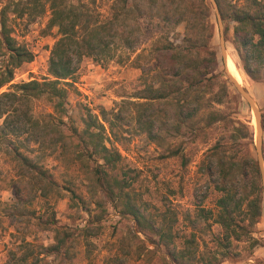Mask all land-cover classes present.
<instances>
[{
    "label": "trees",
    "instance_id": "trees-1",
    "mask_svg": "<svg viewBox=\"0 0 264 264\" xmlns=\"http://www.w3.org/2000/svg\"><path fill=\"white\" fill-rule=\"evenodd\" d=\"M103 13L96 0H20L11 11V3L0 13V90L12 83L15 72L34 60L32 51L17 44L9 26V14L39 18L49 7V29L60 35L49 61V79L30 81L0 94V159L14 165L15 178L9 183L12 191L11 234L13 241L5 264H72L77 246L78 229L59 226L55 211L38 214L27 205L49 198L59 187L45 166L48 157H55L67 171L86 176L93 198L102 194L114 206H123L134 217L139 232L150 231L158 237L157 244L167 251L173 264H220L231 256L234 242L255 241L253 228L263 216L264 191L256 158L244 154L235 165L227 166L220 151L219 184L222 193L217 201V215L202 206L196 219L205 228L216 223L221 228L215 238L219 251L200 252L197 222L188 235L180 236L175 228L178 220L162 215L160 221L148 215L132 193L124 157L118 149L127 137L115 130L118 116L110 112L94 114L87 109L81 119H74L67 109L68 89L85 57L98 61L124 60L136 54L141 62L144 88L137 104L139 132L151 141L167 138L195 140L206 136L207 130L222 122L234 123L217 110L223 101L214 87L223 76V59L214 46L215 24L209 0H110ZM222 18L233 23L234 45L244 71L257 78L264 66V0H216ZM185 25L180 41L175 30ZM70 81H72L70 83ZM225 87V88H224ZM223 92L226 86H219ZM45 101L52 113H36L35 102ZM163 107L159 115L145 119L146 105ZM235 132L242 140L254 142L246 124L237 122ZM166 135L168 137L166 138ZM181 146L170 149L173 157L182 156ZM2 156V157H1ZM0 171V175H1ZM253 175V181L250 177ZM70 178L73 176L70 175ZM66 187L71 192L70 205H85L76 192V182ZM32 191H36L32 194ZM100 206V201H95ZM87 211V209H86ZM48 212V213H47ZM210 223V221H212ZM100 228L80 230L87 247L98 236ZM52 233V243L39 241L38 234ZM180 240V242H178ZM54 258L53 261H51Z\"/></svg>",
    "mask_w": 264,
    "mask_h": 264
},
{
    "label": "rangeland",
    "instance_id": "rangeland-1",
    "mask_svg": "<svg viewBox=\"0 0 264 264\" xmlns=\"http://www.w3.org/2000/svg\"><path fill=\"white\" fill-rule=\"evenodd\" d=\"M20 0H0V13L11 3V11ZM86 1V0H85ZM103 13L108 12L110 0H96ZM211 3V1L209 0ZM243 0H239L241 4ZM212 6V4H211ZM213 8V6H212ZM213 22L215 24L214 46L222 57L221 35L218 20L213 8ZM9 26L12 37L17 44L24 46L34 54V60L24 64L15 72L14 81L0 90L3 92L15 89L17 85L30 81L43 82L49 79V61L51 52L59 40L57 29H49V7L39 18L28 16L17 17L9 14ZM222 16V15H221ZM222 29L226 40V57L232 56L238 71L243 78L242 86L253 99L261 114L262 139L264 144V66L259 67L257 78L253 79L243 69L240 57L232 44L234 25L222 18ZM1 34V25H0ZM185 34V25H179L175 30V39L180 41ZM223 59V58H222ZM224 61V59H223ZM141 62L136 54L125 57L121 62L118 58L108 61H98L85 57L80 63L79 70L71 85L63 84L68 89L67 109L74 119H81L87 109L94 114L101 115V111L110 112V117L118 116L117 131L127 137V142L118 144V149L124 157V165L128 170V179L132 182L131 191L138 204L148 210V215L160 221L162 215H169L178 220L175 231L180 236L188 235L197 222V233L203 254L215 251V238L220 237L221 228L213 223L205 228L201 220L196 219V209L202 206L212 210L217 215V201L222 193L217 190L219 184V155L221 151L226 157L227 166L233 164L244 154L251 153L256 158V143L258 125L253 123L254 110L248 101L235 89L226 75V58L223 63V76L214 87L223 103L217 106L220 114L234 123L222 122L207 130L206 136L195 140L191 136L185 138H167L166 142L151 141L147 134L139 132L137 123V104H144L146 100L138 96L144 88L141 81ZM227 65V64H226ZM228 69V68H227ZM232 76V75H231ZM244 84V85H243ZM226 86L223 92L219 86ZM225 88V87H224ZM163 107L146 105L143 108L144 117L158 116ZM36 113H52V108L45 101L35 102ZM237 122L246 124L253 133L254 142L239 138L235 128ZM2 120H0V125ZM181 146L182 156L173 157L170 149ZM2 157V156H1ZM257 160V158H256ZM45 166L53 174L59 187L50 191L49 198L27 205L28 210H36L38 214L55 211L59 226L78 229L77 246L73 253L75 259L72 264H173L167 257V251L157 244L158 237L152 232H139L134 217L124 213L123 206H114L102 194L93 198L87 187V178L82 173L67 171L62 161L55 157H48ZM0 264H5L8 250L11 247V234L15 232L11 226L14 209L11 206L13 195L8 188L15 178L13 163L0 159ZM70 175L73 178H70ZM76 182L75 190L85 201L77 208L70 205L71 192L66 187L70 180ZM253 181V175L250 177ZM262 181V179H261ZM264 191V189H263ZM36 191H32L35 194ZM100 201L101 205L95 204ZM87 209V211H86ZM48 213V212H47ZM210 221V223H212ZM99 227L98 236L90 239L87 247L80 230L85 227ZM39 241L46 245L52 243V233L38 234ZM255 241L245 239L234 242L231 256L220 264H264V211L263 216L253 228ZM180 242V240H178ZM219 251V250H216ZM51 261L54 260V258ZM60 262L56 258L53 264Z\"/></svg>",
    "mask_w": 264,
    "mask_h": 264
},
{
    "label": "water",
    "instance_id": "water-1",
    "mask_svg": "<svg viewBox=\"0 0 264 264\" xmlns=\"http://www.w3.org/2000/svg\"><path fill=\"white\" fill-rule=\"evenodd\" d=\"M211 4L215 10L216 17L218 20L219 28H220V35H221V51H222V58L225 61L226 58V40L224 37V32L222 29L223 23H222V16L220 12L219 5L216 0H210ZM226 67V75L229 79V81L232 83V85L235 87V89L248 101L252 109L254 110V113L258 119V136H257V143H256V154H257V162L261 174L262 179V187L264 189V144L262 139V123H261V114L259 109L256 107L253 99L250 97V95L247 93V91L238 84V82L235 81V79L231 76V74L228 72L227 65Z\"/></svg>",
    "mask_w": 264,
    "mask_h": 264
},
{
    "label": "bare ground",
    "instance_id": "bare-ground-1",
    "mask_svg": "<svg viewBox=\"0 0 264 264\" xmlns=\"http://www.w3.org/2000/svg\"><path fill=\"white\" fill-rule=\"evenodd\" d=\"M226 64H227L228 72L232 75V77L235 79V81L238 82V84L240 85L243 81V78L241 77V74L238 71L232 56L227 55ZM253 123L256 126L258 125V119H257L256 115H254Z\"/></svg>",
    "mask_w": 264,
    "mask_h": 264
}]
</instances>
